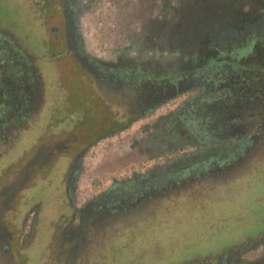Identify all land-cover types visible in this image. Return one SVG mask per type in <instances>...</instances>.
Listing matches in <instances>:
<instances>
[{"label": "rangeland", "instance_id": "rangeland-1", "mask_svg": "<svg viewBox=\"0 0 264 264\" xmlns=\"http://www.w3.org/2000/svg\"><path fill=\"white\" fill-rule=\"evenodd\" d=\"M140 1L99 0L87 9L81 25L88 48L109 53L128 42L140 28ZM155 2L160 6L163 0ZM61 6L56 0H0V32L14 39L31 62V76L42 84L31 96L38 108L26 114L25 129L17 127L9 138V115L0 117L5 130L0 133V264H216L221 258L223 264H251L261 258L264 108L236 112L244 132L235 143L209 142L213 147L207 158L229 159L219 175H206L128 220H111L109 227L85 226L79 249L74 240L63 238V231L79 227L73 204L82 206L115 180L168 159L140 142L153 133L154 121L174 114L197 92L182 93L120 131L133 116L132 110L124 111L130 105L120 109L107 102L83 69L64 55L69 50L65 37L56 40L52 33L65 24ZM158 10L153 14L160 16ZM256 52L241 64L264 69V46H257ZM8 90L16 108L27 103L30 94L23 81L0 71V102ZM50 142H64L69 151L24 180L27 162ZM86 147L83 175L75 198L69 199L64 186L67 163Z\"/></svg>", "mask_w": 264, "mask_h": 264}, {"label": "flooded vegetation", "instance_id": "flooded-vegetation-1", "mask_svg": "<svg viewBox=\"0 0 264 264\" xmlns=\"http://www.w3.org/2000/svg\"><path fill=\"white\" fill-rule=\"evenodd\" d=\"M56 1L62 2L65 24L54 27L52 33L56 40L62 34L65 37L69 50L64 55L83 69L107 102L120 109L122 105H130L124 111L132 110L133 116L120 131L182 93L197 92L174 114L154 121L153 133L140 142L158 151L155 156L163 158L167 154L166 161H158L129 178L115 180L104 193L82 206L73 204L79 227L63 231V238L74 240L76 250L83 243L85 225L95 226L108 218L122 219L137 205L159 203L169 198L170 190L222 172L218 166L222 155L205 156L213 147L209 142H236L234 138L237 140L242 131L236 118L224 107L246 105L251 102L248 94L264 90V69L241 64L242 59L258 55L257 46H264V0H247L249 6L242 5L245 0H163L160 6L154 0H141L140 28L128 42L109 53L92 51L82 33L83 14L99 0ZM157 8L160 16L153 14ZM0 71L8 72L12 80L21 79L30 94L27 103L19 108L9 102L11 91L1 96L0 117L9 115L10 138L17 127L25 129L27 115L34 106L38 108L32 105L31 96L42 84L37 76H31V62L14 39L3 32H0ZM217 93L223 96L214 97ZM212 120L216 124L214 135L207 130ZM225 124L229 127L227 131ZM1 130L5 134L3 127L0 133ZM88 150L86 147L75 153L67 163L64 186L69 199L75 198ZM68 151L64 142L43 144L27 162L24 180L50 167L57 155ZM125 182H133L132 188L120 186ZM223 260L219 259V263L223 264Z\"/></svg>", "mask_w": 264, "mask_h": 264}, {"label": "trees", "instance_id": "trees-1", "mask_svg": "<svg viewBox=\"0 0 264 264\" xmlns=\"http://www.w3.org/2000/svg\"><path fill=\"white\" fill-rule=\"evenodd\" d=\"M251 49V48H250ZM248 96L251 98V102H247V104L246 105H236L237 107L236 108H232L233 107V105H227L226 107H224V110H226L227 109V111H229L230 112V114L231 115H233L235 118H236V120L238 121V118L240 119L241 118V116H239L236 112H239V113H245L244 111L245 110H253V109H257V110H261V109H263L264 108V105H251V104H258V103H261L262 101H264V90L263 91H261V92H258V93H250V94H248ZM223 106V105H222ZM262 117H263V114H262ZM264 118V117H263ZM241 120H243V118L241 119ZM239 123V122H238ZM261 123V122H260ZM260 123H259V125L258 126H260ZM208 126H209V128L207 129L208 130V132L211 134V135H214V134H216V131H215V129H216V124L214 123V121L212 120V121H210L209 123H208ZM242 126V125H241ZM241 128H243V127H241ZM241 132V131H240ZM242 132H244V131H242ZM218 133V132H217ZM245 141H246V139H245ZM224 143H235V142H233V141H231V140H227V141H222L220 144H224ZM233 155H235V154H233ZM219 156V155H218ZM214 157H217V155L215 156L214 155ZM221 158V157H220ZM229 159H227V158H225V157H222V159H220V164H218V166H223L226 162H229L228 161ZM185 170H187V168L185 169ZM136 181V180H135ZM197 181V180H196ZM195 182V181H194ZM122 183V182H121ZM120 184V183H119ZM133 185V182H125L124 184H120V186L121 187H123V188H132L131 186ZM185 189V187L183 186V187H180L179 189L177 188V189H175V190H170L169 192V197L171 196V195H173V194H176L179 190L181 191L182 189ZM105 197L103 196V199H104ZM129 201V200H128ZM120 202L119 201H117V204H119ZM129 203H130V201H129ZM129 203H127V208H130L131 206H130V204ZM114 204V203H113ZM155 204H158V203H155ZM155 204H153V205H155ZM119 207H121V208H125L124 207V205H118ZM146 206H150V205H137L135 208H134V210L132 211V213L130 214V215H128V216H125L124 218L125 219H127L128 220V217H132L134 214L133 213H135V212H139L138 214L136 213V216H138V215H141V214H143L144 212H143V209L146 207ZM98 209V208H97ZM135 216V215H134ZM123 219V218H122ZM122 219H118L119 220V222L120 221H122ZM111 220L112 219H104V220H102V221H100V222H96L95 224H97L96 226H98V227H109L110 226V222H111ZM117 221V220H116ZM85 226H88V224L87 225H85ZM85 226H84V229H85ZM87 232V231H86ZM224 261V260H223ZM216 264H220L219 263V261L216 263ZM222 264V263H221ZM228 264H230V263H228ZM232 264H238V263H236V262H233ZM251 264H264V255L261 257V258H258L256 261H254V263H251Z\"/></svg>", "mask_w": 264, "mask_h": 264}]
</instances>
